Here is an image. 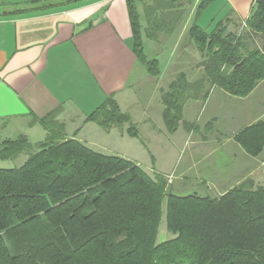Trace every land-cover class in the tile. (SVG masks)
I'll return each instance as SVG.
<instances>
[{"label":"trees","instance_id":"1","mask_svg":"<svg viewBox=\"0 0 264 264\" xmlns=\"http://www.w3.org/2000/svg\"><path fill=\"white\" fill-rule=\"evenodd\" d=\"M126 1L132 50L157 76L159 61L146 56L142 31L154 42L160 34H171L181 22L180 2ZM212 1L199 0L187 31L201 56L202 76L189 81L178 72L160 91L162 120L171 133L183 121L186 99L205 98L214 86L246 96L264 79V51L253 38L264 35V0H254L239 32L228 29L227 17L208 30L199 25ZM84 121L105 130L127 123L125 132L138 137L130 114L112 95ZM39 123L45 130L42 140L31 142L19 134L0 144L1 160L27 154L20 166L0 167V264H264V184L246 178L218 196L176 194L164 174L151 176L130 159L67 137L55 112ZM234 138L247 153L259 155L264 122L243 128ZM164 198L166 229L173 236L156 242Z\"/></svg>","mask_w":264,"mask_h":264},{"label":"crops","instance_id":"2","mask_svg":"<svg viewBox=\"0 0 264 264\" xmlns=\"http://www.w3.org/2000/svg\"><path fill=\"white\" fill-rule=\"evenodd\" d=\"M253 3L254 0H213L208 7L214 6L215 14L204 21L199 16L197 21L204 28L223 17L229 23H243ZM143 36L142 31V42ZM258 36L261 43L255 41L254 45L264 51V35H254V40ZM132 43L126 0H0V144L19 134L36 142L31 135L37 131L44 138L45 130L39 119L52 112L64 125L66 136L86 146L89 142L84 139L85 129L97 133L99 128L104 136H109L114 126L105 130L92 121L85 122L84 118L108 95L113 96L122 111H128L121 106L128 102L125 92L134 87L130 78L136 64L144 70L138 72L137 83L152 76L137 61ZM160 48L166 49L162 45ZM174 50V46L170 48L169 55ZM197 71L192 78L182 72L189 81H195L202 76L201 68ZM204 85L207 87L208 83ZM148 111L147 105L136 110L143 125L151 124ZM182 114L183 121L178 127L182 130L181 139H193L194 151L211 143L209 149L223 147L231 157L222 161L221 166L213 163L198 168L207 157L198 154L184 165L177 161L167 169L162 166L165 160L159 162L155 158L157 168L153 172L170 178V189L176 180L186 181L190 176L205 185L212 183V179L205 177L211 173H216L220 180L232 179L217 196L246 178L264 184V146L259 155H251L234 138L243 128L264 122V79L246 96L210 87L205 98L186 99ZM184 123L191 126L187 128ZM119 134L122 136L124 132Z\"/></svg>","mask_w":264,"mask_h":264},{"label":"rangeland","instance_id":"3","mask_svg":"<svg viewBox=\"0 0 264 264\" xmlns=\"http://www.w3.org/2000/svg\"><path fill=\"white\" fill-rule=\"evenodd\" d=\"M178 1L180 2V9L183 11L180 24L174 28L171 34H160L159 38V44L164 46L167 50L160 48L159 44L143 36L144 50L147 57L156 58L159 61L160 71L158 77L148 76L149 78H145L146 80L144 82L140 81V83H137L138 72H144V70L140 64H136L130 78V84L138 89L136 91L133 87V92L132 90L125 92V95L129 96V98H127L128 102L122 103L121 107L123 110L128 109L127 112L130 114L138 131V137H131L125 132L128 127L127 123L114 126L109 136H104L102 130H99V128H97V133L85 129L83 134L86 142H89V145H87L88 147L103 154L119 155L130 159L151 176L154 174V168H157L155 164L156 160L159 162H161L162 159L165 160L166 163L162 166L167 169L173 166L177 161H180L181 165H184V163L193 156L195 157L198 154L207 155L198 166V168H200V166H205V164L213 163H217L218 166H221L222 161L229 160V157H231L223 147H217V149L213 151L209 149L208 146L211 145V143H207L206 148L199 147L197 151H194L191 142L193 139L191 141L186 137L181 139V128H178L176 133L173 134V132H168L164 126L161 113L163 105L160 101L159 89L166 88L170 80L180 70L187 72L190 78H192L194 74L197 75V68H199L198 62L201 60V56L195 49L193 43H190L186 38L198 0ZM139 7L141 9V6ZM142 12L141 9L140 22L145 25ZM213 14H215V7H206L200 14V16H202L201 20L204 21ZM227 26L229 30L239 32L244 24L235 22L227 23ZM205 28L208 30L207 26H205ZM255 41L256 43H261L259 36L255 38ZM173 46L175 50L172 51V55H169L170 53L168 50L170 48L172 49ZM126 104L128 107H125ZM145 105L150 106V111H148V113L151 118V124L143 125L136 115V110L142 109ZM91 125L94 127V124ZM120 131H123L124 135L120 136ZM40 134L41 133H38V131L37 134L33 133V135H31L32 140L37 141L38 139H42L43 136ZM26 158V153H20L13 159H0V167L20 166ZM205 177L212 179L213 182L206 183L205 185V182L199 183L193 176H190L185 179L186 181L176 180L173 183V189H171V191L180 195L196 193L198 195L217 196L219 190L227 186L232 180L231 177L220 180L216 173H211ZM166 178L169 183L170 178ZM177 185L181 186V188L178 189ZM172 236L173 235L166 229L164 198L156 242H161Z\"/></svg>","mask_w":264,"mask_h":264}]
</instances>
